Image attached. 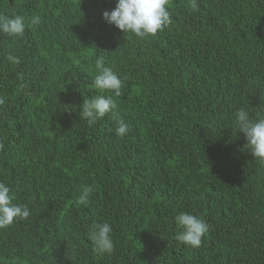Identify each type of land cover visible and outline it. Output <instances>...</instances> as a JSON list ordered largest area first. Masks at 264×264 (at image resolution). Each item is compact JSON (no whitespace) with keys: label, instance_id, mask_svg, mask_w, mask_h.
I'll list each match as a JSON object with an SVG mask.
<instances>
[{"label":"trees","instance_id":"obj_1","mask_svg":"<svg viewBox=\"0 0 264 264\" xmlns=\"http://www.w3.org/2000/svg\"><path fill=\"white\" fill-rule=\"evenodd\" d=\"M115 4L0 0L26 21L0 33V181L30 209L0 229V264H264V164L234 124L264 116V0H168L171 23L143 38L104 20ZM100 56L123 87L89 126L83 99L114 95L92 85ZM182 211L209 225L199 247L175 239Z\"/></svg>","mask_w":264,"mask_h":264},{"label":"clouds","instance_id":"obj_2","mask_svg":"<svg viewBox=\"0 0 264 264\" xmlns=\"http://www.w3.org/2000/svg\"><path fill=\"white\" fill-rule=\"evenodd\" d=\"M168 0H116L114 9L105 10L102 13L104 20L122 30L123 33H132L137 37L155 36L158 31H163L171 23L170 12L167 8ZM195 8V3H193ZM32 25H39L41 17L35 15L31 18ZM26 21L22 15H0V33L11 37H22L25 33ZM7 60L12 64H19L20 57L11 53ZM96 74L92 85L100 93L113 92L114 95L98 94L90 98H84L80 106V117L87 121L89 126L94 125L107 113H115L117 104L114 96L121 95L122 80L117 73L106 65L103 56L95 60ZM116 135L123 137L131 130V125L122 118H117ZM237 132H242L247 141L245 147L253 156L264 164V116L257 114L256 118L250 115L245 108H240L234 117ZM3 145L0 144V148ZM91 186H84L79 202L84 204L92 193ZM16 197L12 188L0 181V229L11 226L17 220H25L30 215L27 205L15 203ZM175 221L181 231L177 232L175 239L186 246L199 247L202 238L209 231V225L199 215L190 212H180ZM112 226L108 222H97L91 226L88 238L97 253H112L114 241Z\"/></svg>","mask_w":264,"mask_h":264}]
</instances>
